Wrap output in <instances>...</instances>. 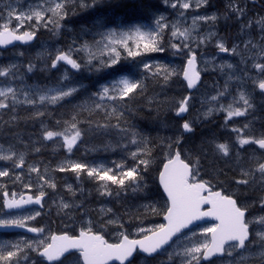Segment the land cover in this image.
I'll return each instance as SVG.
<instances>
[{"label":"snow or ice","instance_id":"1","mask_svg":"<svg viewBox=\"0 0 264 264\" xmlns=\"http://www.w3.org/2000/svg\"><path fill=\"white\" fill-rule=\"evenodd\" d=\"M77 0H35L28 7H14L11 3L0 9V46L14 42L29 44L37 38L41 28L58 34L69 14L70 5ZM172 9H177V18L169 21L161 14L152 24H130L106 27L98 22L99 30L92 40L78 42L73 40L66 49L57 48L54 53L47 50L37 53V59L45 61V68L56 69L60 63L79 72L86 67L89 71L101 72L116 69L122 60L151 57L152 54L171 50L174 56L186 57L182 75L187 88L193 89L201 79L198 68L197 49L207 45L218 36L215 31L200 33V24L214 26L221 18L218 13L193 15L187 23L186 12L189 9L205 8L209 0H163ZM255 3L256 0H251ZM93 0L91 6H95ZM81 7H88L80 0ZM228 12L241 21L239 35L242 41L229 47L223 38L215 40V47L220 53L239 57L237 64L223 62L215 67L225 75L224 84L215 95L207 97L203 103L210 106L203 113L205 118L215 112H223L227 127L233 118L247 117L254 109V94L258 90L264 96V16L243 18L247 13V3L240 6L239 0H229ZM257 30L253 37L252 30ZM168 46H164L165 35ZM18 56H23L19 52ZM50 60V65L47 61ZM212 61H205L211 63ZM23 67L24 72L20 69ZM37 65L29 61L26 65L9 62L0 64V127H16L21 119L41 120V138L51 141L59 138L60 146L72 154L74 149L84 142L86 135H111L113 131L118 139L108 140L102 150L115 151L120 148L125 156L109 163H87L65 159L55 168L41 162L28 163L27 151L18 150L16 144L0 143V161L6 162L0 167V178H7L12 185L19 184L22 191L9 190L6 183L0 182V229H23L25 233L35 234L29 237L20 234L14 240H0V264H133L138 257H143V264L151 258L163 256L158 264H213V258L220 264H264V213L252 215L251 209L259 206L264 209V129L258 133L253 122L247 121L242 126H233V142H214V151L225 158L233 156L237 175L232 178L236 191L223 188L222 182L204 179L201 174L200 156H192L181 148L183 135L175 139L161 138L158 147L163 150L164 162L159 171V184L166 194L165 204L158 207L147 199L148 183L145 179L150 166L154 146L149 136L132 125L126 112H131L130 101L143 96L147 91L146 80L151 77L167 84L176 76L177 69L161 61L139 63V77L134 72L119 70L115 78L102 84L96 91L90 92L78 103L71 101L84 88L73 82L68 68L55 84H28L26 74L33 73ZM43 70V69H42ZM238 85L235 95L230 92V85ZM252 91H248V84ZM231 95L227 104L221 101ZM190 96H184L177 102L175 114L181 116L189 110ZM71 104L66 118L55 121L56 130L45 124L41 118L52 115L48 106ZM30 107L32 112L27 117H20L18 109ZM7 120L3 119L9 114ZM87 125V127H83ZM184 133L192 132L191 121L181 124ZM18 144L24 149L29 142L24 141L19 133L13 134ZM33 146L31 151L40 152ZM256 146L246 152V146ZM129 146L135 150L127 151ZM100 147H86L87 152H96ZM131 161V163H129ZM72 172L79 181L86 175L96 184V191L101 196L117 197L127 194H144L145 203L135 212L127 211L129 220L125 221L111 208L101 207L100 220L81 221L78 232L68 228L63 232H47L43 226H32L42 215L40 210H26L20 214L12 210L26 209V206H40L48 196L46 189H57L55 178L50 172ZM34 174V175H33ZM219 175V173H217ZM67 192L73 198L66 201L63 196L52 201L58 214L67 215L73 209H83V202L76 203L77 192L83 193L82 187L74 188L65 184ZM259 189L260 195L251 203L245 202L246 191L241 189ZM35 193L33 194V190ZM207 205L208 207H204ZM142 209V211H141ZM7 210V211H5ZM163 214L165 223L145 225L150 215ZM85 215L87 212L85 211ZM212 217L215 222L206 227L196 223ZM136 222L134 231H129ZM126 224L128 227H126ZM191 226V227H190ZM114 227L115 242L105 238L107 229ZM199 227V231L193 230ZM71 258V259H69Z\"/></svg>","mask_w":264,"mask_h":264},{"label":"rangeland","instance_id":"2","mask_svg":"<svg viewBox=\"0 0 264 264\" xmlns=\"http://www.w3.org/2000/svg\"><path fill=\"white\" fill-rule=\"evenodd\" d=\"M93 0H84V2L89 5L91 4ZM157 2V8L158 13H154L153 18L155 19L158 15H165L169 21H174L177 18V9H172L169 5H166L163 0H156ZM11 3L14 7H21V8H27L29 3H35V0H0V9H3L5 5ZM72 9L79 7L81 9H87L88 7H81L80 0H77L75 5H70ZM72 11V10H71ZM208 15L211 14L208 11H206V7L202 10H194L189 9L186 12L187 17V23H191V18L193 15ZM72 19L70 16V12L68 14V17L62 21L63 27L62 29L67 30L69 33L75 32L74 28L71 27ZM135 24V23H134ZM142 24V23H140ZM204 24V23H203ZM98 25V24H96ZM80 26L79 34L81 37H76L78 42H82L83 40H92L93 35L96 31L99 30L98 26L97 29H88L86 30L85 25H78ZM200 33H206L208 31H212L207 27V25L200 24ZM45 32L48 31V35H39V32ZM38 32V40L30 46H16L12 49L6 50V51H0V64L6 65L9 62H16L20 65H26L29 61H33L37 65V69L39 72L42 73L43 80L46 81L44 84H55L59 78L64 74L65 69L68 68L69 75L73 82H78L82 85H84V88L81 90V92L78 95H81L77 99H73L71 101V104L78 103L79 101L83 100L88 93L96 91L102 84L106 83L107 81L115 78L111 77L105 82L99 83L96 86V89H91V87L88 86V84L84 81H80L78 75H72L71 71L69 70L70 67L64 65L63 63H60L56 69L51 68H45V61L37 59V53L42 52L44 50H47L50 53H54L57 48H63L59 43H56L53 41L52 34L53 32L50 30H46L44 28H41ZM86 33L89 35L88 38L83 37V34ZM73 36V35H72ZM168 41L167 34L165 35ZM75 37V36H74ZM220 37L214 38L211 42H209L205 46H201L199 49H197V55L200 57L198 60L199 63V69L201 70V73L205 76L203 77L202 83L190 94L191 100L189 102V110L184 113V117L180 118L175 114V110L173 113L172 118H168L165 115V111L162 112L163 116V124L159 125L155 132L151 134V136L156 139L155 148L156 150L153 151V157H152V164L150 166V169L148 173L146 174L145 179L148 183V190H147V199L151 200L152 202L156 203L158 207H162L165 204V200L162 197L160 191L157 188L156 184V165L158 160L162 157L160 155V152L163 150L158 147L160 143L161 138H167L171 137L172 139H175L179 135H183V143L181 145V148L185 150L188 154H191L192 156H200L201 158V174L204 179H211L213 183H216L217 180L222 182V187L225 188L228 191H236L237 187L234 183H232V178L237 175L238 170L236 169L235 163H234V153L232 157L225 158L220 155H218L214 151V142H225L233 139L234 133L230 131L231 127L235 126L233 119L229 122L228 126L226 127L224 124V113L223 112H215L212 116L205 118L203 113L207 110V108L210 106L209 104L203 103V101L212 95L216 94V91L218 88H221L224 84L225 75H223L216 67L215 65H218L220 63H223L225 61L230 62L227 57H223L221 54L218 53V49L215 47V40ZM236 41L235 43H237ZM168 46V45H167ZM166 46V48H167ZM64 49V48H63ZM19 52H23V56H18L17 54ZM169 54V62H163L167 63L177 69V75L172 77V79L169 81V83L172 85L171 93L176 94V99L180 100L184 96L187 95V90L185 87L184 82L181 79V73L182 69L185 63L186 57L184 56H174L172 54V51H168ZM145 62H147L149 59L152 61H159L158 59L152 58V57H143L141 58ZM140 59V60H141ZM222 59V60H221ZM140 60L137 62L136 66L139 68ZM231 60V59H230ZM233 60V59H232ZM205 61H212L211 63H205ZM47 63L50 65V60L47 61ZM231 63V62H230ZM234 64V63H233ZM43 69V70H42ZM85 71L89 74L88 68L84 67ZM21 73L24 72L23 67L20 69ZM74 72H77L74 70ZM118 75V74H117ZM40 76H31L29 73V76H26V81L28 84H34V83H40L39 80ZM2 79V78H0ZM161 82L164 84V82L161 80ZM183 82V85L181 84ZM234 82V81H233ZM168 84V83H167ZM237 84V83H236ZM235 83H231L230 85V92L232 95H235ZM238 87V85H236ZM249 88V85H248ZM231 99V95L226 96L221 102L227 104L228 101ZM71 104L66 103L67 106L71 107ZM66 105H63V107H66ZM172 109H175L174 105H171ZM49 108V106H48ZM18 111L24 112V117H27L32 112V109L30 107H21L18 109ZM57 115L55 116V120L61 119L65 117V114L62 112H57ZM140 115V114H138ZM126 116H131L130 112H126ZM166 119V121H165ZM191 121L193 125V131L190 133H184L181 129V124L185 121ZM132 125H134L138 130H140L139 126L135 123H133L131 120H128ZM44 122V121H43ZM47 124L50 128L53 130H56V125L54 124H48L47 122H44ZM41 122L37 123L34 127L31 125H27V133L28 136H25L26 134H21V137L24 141L29 142V148L24 149V147L20 144H18L15 140V137L12 136V138H0V143H3L4 145H7L9 143L16 144V147L18 150L27 151L26 160L28 163L39 161L41 162V167L47 165L50 169L55 168L59 163L64 161L65 159H71L74 161H81V162H87V163H96V162H104L109 163L112 160H120L123 156H125V151H122L120 148H117L115 151H103L102 145L105 144L108 140H112L113 142H116L118 137L116 133L114 132V135L110 137L111 135H107L102 139V142L100 144H96L95 142L91 144L96 145L97 147H100L101 150L92 152L94 155L92 158L87 159L85 154H92L85 151H80L78 155L81 156H75V157H69L67 156V152L64 151L65 149L60 146L61 141L59 138H56L57 141L55 143H52L53 151L62 153H66L64 155H59L58 158L55 160L54 165H50L49 162L45 161L42 157L47 156V152L44 150V145L48 142L41 138V129H40ZM212 126L213 132L212 136H210V131L212 129L207 130V125ZM31 128H35L33 133L29 132L31 131ZM143 132L142 130H140ZM39 132V133H36ZM147 135V134H146ZM235 140V139H234ZM32 142L34 143L35 147H41V150L39 153H35L31 151V147L33 146ZM154 145V144H153ZM64 149V150H63ZM135 150L134 146H129L127 151ZM42 154V155H41ZM131 161H129L130 163ZM161 162V161H160ZM159 162V163H160ZM6 162L0 161V167L5 166ZM159 165V164H158ZM109 166L110 163H109ZM57 172H50V175H52L55 178V181L57 183V189H46L48 192V196L44 200V207L46 208V213L44 214V217L47 219V224H44L43 227H45L47 232L54 231L55 233H60L62 231L66 230V225L68 228H74L76 232H78L79 227L81 225V221H87L89 219L93 220L94 222L100 220V208L106 207L111 208L114 213H116L118 216H122V218L125 221L129 220V216L125 213L127 211L135 212L136 209L143 203H145V199L143 198L144 194H133L131 190L128 191L127 194H121L119 198L113 196V197H107V196H101L96 191V184L90 180L86 175H82L80 180L78 181L75 174L72 172H66L65 175L62 173L58 174ZM219 173V175H217ZM34 175V174H33ZM0 182L6 183L7 185L12 184L10 180L7 178H0ZM89 187H86L85 185L88 184ZM65 184H72L74 188L82 187L84 189L83 193L77 192L75 199L76 203L83 202V209H73L72 211L68 212L67 215L64 214H58V209L55 206H52L53 200H58L59 197L63 196L66 201L72 202L73 198L71 195L67 192L66 188L64 187ZM10 187V186H9ZM241 191H246L248 198L246 200L248 202H252V200L258 198V196L261 194L259 189H241ZM35 193V189L33 190ZM255 211L252 215H258L264 213V209L261 208H254ZM32 210H40L41 209H32ZM85 211L87 214L85 215ZM142 211V209H141ZM43 215V211H42ZM162 219V213L160 215H150L145 220V225H155L163 223L161 221ZM37 220H40V217L37 218ZM36 220V221H37ZM35 221V222H36ZM33 222V224L35 223ZM212 222H206L199 224V227H206L209 226ZM136 226V222L133 221V226L129 228V231H134V228ZM52 227V228H51ZM126 227L128 225L126 224ZM199 227L194 228L193 230L199 231ZM106 239H108L111 242H115V229L114 227H110L107 229V234L105 236ZM71 259V258H69ZM164 259L163 256H157L155 258H151L148 261V264H158L159 260ZM64 264H68L67 260H65ZM133 264H143V257H138L136 260L133 261ZM213 264H220V261L218 259L213 260ZM251 264V262H250Z\"/></svg>","mask_w":264,"mask_h":264},{"label":"trees","instance_id":"3","mask_svg":"<svg viewBox=\"0 0 264 264\" xmlns=\"http://www.w3.org/2000/svg\"><path fill=\"white\" fill-rule=\"evenodd\" d=\"M89 4L87 9H81L79 7H76L72 9V7L69 8L70 16L72 19L71 27L74 28L75 32L69 33L67 30L61 29V31L56 34L53 32L52 37L53 41L56 43H59L64 49H66L69 44L72 43L73 40H77L76 37H81L78 33L80 30V26L78 25H85L86 30L96 28L99 21H102L106 27H117V26H125L136 23H142V24H152L154 18V13H158L157 8V2L156 0H96L95 6H91ZM72 10V11H71ZM39 35H48V31L45 32H39ZM73 35V36H72ZM75 36V37H74ZM83 37L88 38L89 35L84 33ZM78 41V40H77ZM168 45L167 38L165 36L164 40V46L166 47ZM152 58L158 59L161 62H169V54L168 51L165 53H156L151 55ZM143 58V57H142ZM141 58H137L135 62H133L131 59L122 60L120 65L117 66L116 69H108L101 72H89V74L85 71L84 68H82L79 72H74L73 69H69L71 71L72 75H78L80 81H84L88 84L91 89H96V86L99 83L105 82L111 77H114L115 75L119 74V70H124L128 72H134L137 74V77H139V68L136 66L137 62ZM31 76H40L39 82L44 84L46 83L45 80L42 78V73L39 72V70L36 68L33 73H30ZM26 76H29V74H26ZM147 84V91L143 96H137L134 100L130 101V108L132 109L131 116H126L128 120H131L133 123L137 124L140 128V130L143 131L144 134H147L152 140V144L156 143V139H154L151 134L155 132L157 127L161 124H163V116L162 112L165 111V115L167 116V112L169 114L171 113V105H174L176 107L177 102L179 100L176 99V94L171 93L172 85L168 82V84H163L161 80H156L154 78L149 77L146 80ZM183 85V82H181ZM81 95H77V98H79ZM81 98V97H80ZM79 98V99H80ZM66 105V103L64 104ZM71 109V107L67 106H49L48 111L52 113L50 116H45L42 119V121L47 122L48 124H55V116L57 115V112H62L65 114V117H67V112ZM20 117H24V112L18 111ZM140 114V115H138ZM9 114H5L3 116L4 120H7L9 118ZM166 121V119H165ZM41 122V120H24L21 119L18 126L16 127H0V137L3 138H12L14 136V133L26 134L28 131L27 125H31L34 127L37 123ZM83 127H87V125H84ZM35 128H31V133ZM39 133V132H36ZM28 134V133H27ZM26 134V135H27ZM114 135V131L111 134L110 137ZM104 135H86L84 142L79 145V147L74 149V152L72 154H66L62 153L61 151L55 152L53 151L52 143H55L57 141L56 138H54L51 141H48L44 145V150L47 152V156L42 157L45 161L49 162L50 165L55 164V160L58 158L59 155H68V156H81L78 155L80 151H83L86 149V147H91L92 143L100 144L102 142V139L104 138ZM41 150V147H39ZM64 150V149H63ZM154 150L156 148L154 147ZM66 151V149L64 150ZM92 153V152H88ZM96 155V154H94ZM92 154H85L87 159L92 158ZM160 155L162 156L156 165V172L158 171L161 162L164 160L163 152H160ZM161 161V162H160ZM160 162V163H159ZM131 163V162H130ZM159 164V165H158ZM60 173H66V172H57ZM156 185V184H155Z\"/></svg>","mask_w":264,"mask_h":264},{"label":"flooded vegetation","instance_id":"4","mask_svg":"<svg viewBox=\"0 0 264 264\" xmlns=\"http://www.w3.org/2000/svg\"><path fill=\"white\" fill-rule=\"evenodd\" d=\"M229 0H209V4L206 7V11L209 13H218L221 15V18L215 23L214 26H210L209 24H203L207 25L209 29L212 31H215L218 34V37L223 38L227 45L231 47L233 43L236 41L240 42L245 37H242L239 35L240 32V24L241 21L236 20V17L234 14L229 13V18L225 19L223 14L228 12V9L226 5L228 4ZM240 6L243 7L245 3H247V13L245 17L243 18V22L246 23L249 19H255L257 18V14L260 16H264V0H256L255 3H252L251 0H239ZM204 8H202L203 10ZM257 30L253 28L252 35L253 37L257 36ZM223 57H227L231 63L237 64L239 61V57L231 56L227 53H220ZM200 57H198V60ZM233 59V60H232ZM222 60V59H221ZM201 76L204 77L205 75L201 73ZM202 83V82H201ZM235 83V91L237 88L236 82ZM248 91H252L251 84L249 83ZM254 109L251 110V114L247 117H238L233 118V122L235 126H242L247 121H252L255 131L258 133L260 130L264 129V96H261L259 91L257 90L254 94L253 99ZM235 139V133L232 140H229V142H233ZM256 146H246V152L250 151L252 148H255ZM10 186V187H9ZM9 190H15V191H22L23 189L19 184L13 186L12 184L8 185ZM34 194V193H33ZM249 196L245 197V202L250 203L246 200ZM254 208H260L259 206L253 207L251 209V214L255 211ZM32 209H38V208H26V209H20V210H12L16 214H20L26 210H32ZM46 208H42L43 215L40 216V220H37L32 226H43L44 224H47V219L44 217V214L46 213ZM7 211V210H5ZM52 228V227H51ZM67 230V229H66ZM54 232V231H52ZM63 232V231H62ZM20 234H26L29 237H33L34 235L32 233H25V230L23 229H7V230H0V240H14L17 238Z\"/></svg>","mask_w":264,"mask_h":264},{"label":"water","instance_id":"5","mask_svg":"<svg viewBox=\"0 0 264 264\" xmlns=\"http://www.w3.org/2000/svg\"><path fill=\"white\" fill-rule=\"evenodd\" d=\"M35 41V40H34ZM34 41H32V42H30V43H33ZM29 43V44H30ZM16 44H21V45H28V44H24V43H21V42H14L13 44H11V45H8V46H0V49H6V48H8V47H12V46H14V45H16ZM182 78H183V75H182ZM183 80H184V78H183ZM185 81V80H184ZM186 82V81H185ZM200 82V81H199ZM199 82L197 83V85L199 84ZM186 85H187V82H186ZM196 85V86H197ZM188 89V88H187ZM194 89V88H193ZM193 89H188L189 91H192ZM163 167V166H162ZM161 170H162V168H161ZM158 182H159V175H158ZM160 185V184H159ZM160 187H161V189H162V191H163V188H162V186L160 185ZM164 193V192H163ZM165 194V193H164ZM165 196H166V194H165ZM205 206H207V205H205ZM208 207V206H207ZM163 220H164V218H163ZM207 221H215L214 220V218H212V217H206V218H204V221H198V222H196L197 224H199V223H202V222H207ZM166 221L164 220V223H165ZM191 227V226H190ZM214 259V258H213ZM114 263H118L119 264V261H110L109 262V264H114Z\"/></svg>","mask_w":264,"mask_h":264},{"label":"bare ground","instance_id":"6","mask_svg":"<svg viewBox=\"0 0 264 264\" xmlns=\"http://www.w3.org/2000/svg\"><path fill=\"white\" fill-rule=\"evenodd\" d=\"M135 23H136V22H135ZM200 81H201V82L203 81V77H201ZM189 96H190V95H189ZM174 110H175V109H171V113H170V114H169V112H167V117H168V118H172V117H173ZM202 128H206L207 130L212 129V131H210V136H212L213 128H212V126H210V124L207 125L206 127H202Z\"/></svg>","mask_w":264,"mask_h":264}]
</instances>
